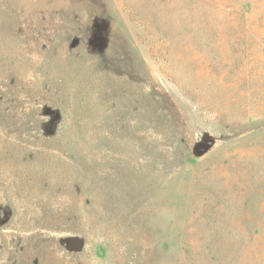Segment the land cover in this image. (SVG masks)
Returning <instances> with one entry per match:
<instances>
[{
	"label": "rangeland",
	"instance_id": "1",
	"mask_svg": "<svg viewBox=\"0 0 264 264\" xmlns=\"http://www.w3.org/2000/svg\"><path fill=\"white\" fill-rule=\"evenodd\" d=\"M0 264H264V0H0Z\"/></svg>",
	"mask_w": 264,
	"mask_h": 264
},
{
	"label": "water",
	"instance_id": "2",
	"mask_svg": "<svg viewBox=\"0 0 264 264\" xmlns=\"http://www.w3.org/2000/svg\"><path fill=\"white\" fill-rule=\"evenodd\" d=\"M59 244L68 252H80L84 246V240L78 236H65L59 238Z\"/></svg>",
	"mask_w": 264,
	"mask_h": 264
}]
</instances>
